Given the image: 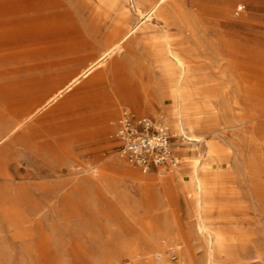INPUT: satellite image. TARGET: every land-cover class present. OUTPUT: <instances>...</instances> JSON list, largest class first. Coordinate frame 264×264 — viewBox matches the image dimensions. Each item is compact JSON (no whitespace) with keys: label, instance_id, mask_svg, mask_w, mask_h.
Instances as JSON below:
<instances>
[{"label":"rangeland","instance_id":"rangeland-1","mask_svg":"<svg viewBox=\"0 0 264 264\" xmlns=\"http://www.w3.org/2000/svg\"><path fill=\"white\" fill-rule=\"evenodd\" d=\"M156 1L0 0V264H264V0ZM125 107L169 128L167 177L119 154Z\"/></svg>","mask_w":264,"mask_h":264},{"label":"built area","instance_id":"built-area-1","mask_svg":"<svg viewBox=\"0 0 264 264\" xmlns=\"http://www.w3.org/2000/svg\"><path fill=\"white\" fill-rule=\"evenodd\" d=\"M110 136L118 142L119 154L144 174L165 178L180 165L169 128L150 116L122 108Z\"/></svg>","mask_w":264,"mask_h":264},{"label":"bare ground","instance_id":"bare-ground-1","mask_svg":"<svg viewBox=\"0 0 264 264\" xmlns=\"http://www.w3.org/2000/svg\"><path fill=\"white\" fill-rule=\"evenodd\" d=\"M168 0H157L152 10L157 9L160 5ZM153 13V12H152ZM142 14V13H141ZM150 16V15H149ZM144 17V16H143ZM148 17V16H147ZM146 17V19H147ZM163 48L159 49V61L166 71L169 78L174 81V86L172 87L171 94L176 95L178 98L177 106L179 108L177 118L175 120V125L178 127L182 134L186 135L185 126L188 123H191L195 119L193 118L194 114L192 111V104H190V100L187 97V87L184 84V74H185V62L182 60L180 55H178L170 45V42L167 39V33L163 30ZM102 59V58H101ZM78 78L73 80L69 85L66 86L65 89H68L74 82L77 81ZM64 89L60 90L52 99H55L58 95L62 94ZM191 140H197L193 134L188 136ZM195 138V139H194ZM192 182L195 186V190L201 192L202 195L197 197V205L199 209H203L209 203L208 193L205 190L204 184L201 178L198 175V167L195 166L192 171ZM199 195V194H198Z\"/></svg>","mask_w":264,"mask_h":264}]
</instances>
